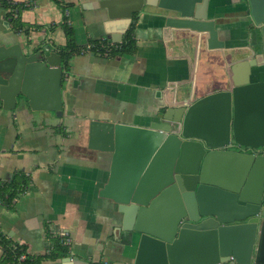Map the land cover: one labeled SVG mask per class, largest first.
Segmentation results:
<instances>
[{
    "label": "crops",
    "instance_id": "obj_1",
    "mask_svg": "<svg viewBox=\"0 0 264 264\" xmlns=\"http://www.w3.org/2000/svg\"><path fill=\"white\" fill-rule=\"evenodd\" d=\"M15 1L25 5L20 19L33 29L29 36L17 31L0 6V44L12 39L64 46L66 22L74 43L83 47L105 36L112 40L108 29L127 26L123 17L110 19L103 0ZM163 13L155 5L138 12L135 53L105 56L90 49L73 55L62 83V116L28 103L0 107V178L10 181L21 171L29 175L27 190L12 205L0 201L1 230L32 254L50 249L51 232L65 230L71 238V261L63 256L42 264H76L74 257L78 264H134L138 240L130 243L129 232L119 233L118 203L100 194L113 151L90 144L91 120L148 126L160 120L166 99L183 101L225 89L232 80L227 53L250 54L249 44L259 36L251 33L245 0H210L209 16L226 47L211 48L206 35L167 26ZM133 21L134 15L127 30ZM245 74L246 69L238 77ZM103 140L98 133L95 141ZM1 258L0 246V264Z\"/></svg>",
    "mask_w": 264,
    "mask_h": 264
},
{
    "label": "water",
    "instance_id": "obj_2",
    "mask_svg": "<svg viewBox=\"0 0 264 264\" xmlns=\"http://www.w3.org/2000/svg\"><path fill=\"white\" fill-rule=\"evenodd\" d=\"M245 1L251 33L259 36L249 44L250 54L227 53L229 87L166 99L160 120L148 126L91 120L90 144L113 151L100 194L118 203L119 233L129 232L130 243L138 240L134 264H222L229 255L235 258L230 264H264V0ZM209 3L102 2L110 19L127 22L123 30H107L114 42L122 41L134 13L155 5L167 26L206 35L211 48L226 47ZM245 69L247 75L238 77ZM63 78L62 56L52 45L0 44V107L28 103L62 116Z\"/></svg>",
    "mask_w": 264,
    "mask_h": 264
},
{
    "label": "trees",
    "instance_id": "obj_3",
    "mask_svg": "<svg viewBox=\"0 0 264 264\" xmlns=\"http://www.w3.org/2000/svg\"><path fill=\"white\" fill-rule=\"evenodd\" d=\"M0 6L5 9L9 6L17 8V13L14 10L7 11L6 9L8 20L17 31L24 32L27 36L31 34L33 26L24 24L20 19L21 9L24 8L25 5H22L17 1L9 2L8 0H3L0 3ZM137 15L138 12L134 13V21L125 33L122 41L115 42L111 45L107 41L96 39L88 43L90 46L87 44L86 46L78 47L74 43L73 28L68 23L63 22L62 26L67 35V43L64 46H54L62 56L63 77L68 72L70 60L76 53L85 52L90 49L105 56H114L122 53H135L137 51V39L134 35V30ZM28 185L29 175L22 171L15 173L10 181L0 178V201L12 205L13 200L20 194L24 193L27 190ZM49 234L52 239L50 249L45 253L32 254L28 252L27 246L24 243L13 240L12 237L5 234L0 227L2 264H42V261L45 259H57L68 255L70 253V246L64 242V237L59 233L51 232ZM23 252L26 253L25 257H22Z\"/></svg>",
    "mask_w": 264,
    "mask_h": 264
},
{
    "label": "built area",
    "instance_id": "obj_4",
    "mask_svg": "<svg viewBox=\"0 0 264 264\" xmlns=\"http://www.w3.org/2000/svg\"><path fill=\"white\" fill-rule=\"evenodd\" d=\"M3 0H0V3L2 2ZM9 2H14L15 0H8ZM7 11H11V10H14L16 13H17V8H15L14 6H9L6 8ZM5 9V10H6ZM100 39H102V41H107L110 45L115 43L114 41L108 39L106 36L105 37H101ZM88 46H90V44H88ZM55 233V232H54ZM58 233L60 235H62L64 237V242L67 243L68 245H70L71 243V238L69 237V233L65 230H60L58 231ZM26 253L23 252L22 253V257H25ZM235 260L234 256L233 255H229L225 260H221L219 263H222V264H230L232 263L233 261Z\"/></svg>",
    "mask_w": 264,
    "mask_h": 264
}]
</instances>
